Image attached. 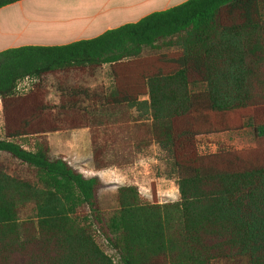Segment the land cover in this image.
Here are the masks:
<instances>
[{"label": "trees", "instance_id": "obj_1", "mask_svg": "<svg viewBox=\"0 0 264 264\" xmlns=\"http://www.w3.org/2000/svg\"><path fill=\"white\" fill-rule=\"evenodd\" d=\"M105 65L107 93L72 87L61 106L46 102V77ZM25 79L36 84L19 94ZM0 101V153L31 174L10 175L0 162V264H264V0H187L96 38L8 49ZM248 122L254 148L201 150V137ZM64 126L90 130L96 170L157 145L179 199L160 203L152 185L149 201L124 185L107 215L100 180L50 156L47 136Z\"/></svg>", "mask_w": 264, "mask_h": 264}, {"label": "rangeland", "instance_id": "obj_2", "mask_svg": "<svg viewBox=\"0 0 264 264\" xmlns=\"http://www.w3.org/2000/svg\"><path fill=\"white\" fill-rule=\"evenodd\" d=\"M151 52L146 50L144 55ZM56 78L54 75L46 77L43 86L46 93V102L53 106H61L62 98L72 87L84 90L86 94H96L98 96L107 93L112 86V78L108 67L97 71L95 75L88 76L81 72L59 73ZM36 81L30 82L23 89L18 90L19 94H27L35 85ZM20 83H23L22 81ZM50 87V89H48ZM63 88V89H62ZM59 89V91H58ZM61 89V91H60ZM55 90H57L55 92ZM51 97L53 99H50ZM54 98L56 100L54 101ZM66 100L63 99V103ZM88 98L82 96L80 106L85 108L88 105ZM4 116L2 107L0 113V138L5 137ZM63 129L49 133L47 136L50 146V156L52 159L64 156L68 163L84 177H96L101 182L98 197L103 211L111 215L118 207L116 193L117 189L124 185H136L142 196L151 201L152 185H155L160 203H167L179 199V189L175 179L172 177L171 169L167 163V156L157 145L131 157V164L123 167H111L105 170H96L93 162V151L91 144L90 130ZM103 135L100 132V137ZM200 148L204 153L217 152L219 148H229L237 151L250 150L256 146L255 136L250 122L246 124L243 131L238 133H223L201 137ZM28 147V143H25ZM0 162L5 164L6 171L13 176L30 178V170L8 154L0 153ZM30 210L22 212V217L29 216ZM102 248L109 254L104 242L98 240Z\"/></svg>", "mask_w": 264, "mask_h": 264}, {"label": "crops", "instance_id": "obj_3", "mask_svg": "<svg viewBox=\"0 0 264 264\" xmlns=\"http://www.w3.org/2000/svg\"><path fill=\"white\" fill-rule=\"evenodd\" d=\"M186 1L21 0L0 8V53L12 48L55 47L96 38Z\"/></svg>", "mask_w": 264, "mask_h": 264}, {"label": "built area", "instance_id": "obj_4", "mask_svg": "<svg viewBox=\"0 0 264 264\" xmlns=\"http://www.w3.org/2000/svg\"><path fill=\"white\" fill-rule=\"evenodd\" d=\"M23 83H19L18 84V87H17V89L18 90H20V88H22L23 87V89H24V87L26 86V85H29V83L30 82H33L32 80H29V79H25L24 81H22Z\"/></svg>", "mask_w": 264, "mask_h": 264}]
</instances>
